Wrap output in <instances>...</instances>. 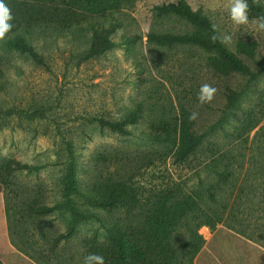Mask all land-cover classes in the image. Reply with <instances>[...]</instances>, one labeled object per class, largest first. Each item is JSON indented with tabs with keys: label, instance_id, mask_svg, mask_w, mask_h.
<instances>
[{
	"label": "rangeland",
	"instance_id": "obj_1",
	"mask_svg": "<svg viewBox=\"0 0 264 264\" xmlns=\"http://www.w3.org/2000/svg\"><path fill=\"white\" fill-rule=\"evenodd\" d=\"M38 3L51 19L22 33L35 57L13 48L11 34L0 40V264H84L89 254L112 264L114 223L124 222L130 233L164 190L174 197L150 223L162 250L159 264H244L253 255L251 240L264 245V171L255 161L264 152V136L251 148L264 124V72L250 81L247 75L226 77L213 69L219 51L161 46L147 35L190 30L184 20L154 16L156 6L183 3L206 15L221 43L255 71L250 58L264 60V31L253 23L250 1L245 25L231 20L229 0ZM63 16L70 17L69 27L54 23ZM100 33L110 46L95 52ZM205 83L217 92L211 103L200 104ZM226 84L242 92L234 111L250 108L259 119L252 130L232 131L231 117L207 131L223 117ZM183 107L199 114L195 130L205 134L184 162L163 154L149 127L170 122L165 144L174 148ZM132 111L139 117L125 125L126 133L99 124ZM223 152L242 162L224 168ZM121 179L131 185L110 208L107 186Z\"/></svg>",
	"mask_w": 264,
	"mask_h": 264
},
{
	"label": "trees",
	"instance_id": "obj_2",
	"mask_svg": "<svg viewBox=\"0 0 264 264\" xmlns=\"http://www.w3.org/2000/svg\"><path fill=\"white\" fill-rule=\"evenodd\" d=\"M37 3H34V0H4L5 4H11L12 16L13 19L10 21L13 27L9 33L6 35L9 36L8 43L19 50L20 52H26L29 55L35 57V53L32 51L31 47H29L22 36L24 31H30L35 26H39L41 24H45L46 21L51 18L46 16V10L44 9L42 3L43 0H35ZM251 4V8L253 9V15L257 18L264 16V5L261 3L260 5H256L253 3V0H249ZM35 7L39 8L38 13L35 12ZM155 17H166L176 20H184L190 24V30L178 33V32H156L151 31L148 33L147 38L150 42H153L157 45L161 46H171L174 44H191L204 48L205 50L219 51L220 59L217 61H213V69H218L225 74L226 77H231L235 74L247 75V80L255 79L261 72H264V60H255L254 58H250V60H254L255 64H257V69L252 71L251 64H248V61L244 58L236 56L233 52L228 50L219 40L218 34L215 31L212 22L206 15H201L195 11H192L188 5L186 4H164L161 6H156L155 8ZM36 14H39L37 16ZM57 25L61 23L62 26L69 27L70 17L63 16L57 19H53ZM64 23V25L62 24ZM215 37V39H213ZM110 46V42L107 40V37L102 35L101 33L95 37V41L93 43L92 50L95 52H102L106 48ZM227 103L223 109V117L215 121L212 125L209 126L208 132L213 131L214 127L217 123H226L232 117L234 119V130L240 127L242 131L248 132L252 130L259 123V119H254V111L249 109H242V111L237 114V101L239 97H241L242 92L237 90L231 84L225 85L224 91ZM183 114L180 115V118L177 121V136L176 145L174 148H169L165 142L168 141L170 137V122L164 120H157L156 122L150 123V132L152 137L155 140H159L163 147V154L170 153L177 161L184 162L190 155H192L197 148L200 146L204 135L199 134L195 130V121L189 120V111L188 109L183 107ZM139 114L136 111L130 112L124 119L122 120H110V119H99V124L102 126L108 127L110 130L126 133L125 125L135 123L138 119ZM220 125V124H219ZM222 125V124H221ZM222 127V126H221ZM237 132V131H236ZM264 136V124L260 125L256 131L254 132L253 139L251 142V148H257L258 145H262V143L253 144L255 138ZM259 142V139H257ZM168 152H166V150ZM159 150V149H158ZM224 156L223 167L224 168H233L235 163L242 162V159H239L238 154H233L231 152H223L221 157ZM259 163L258 169L262 172L264 171V152L259 155ZM220 157V156H219ZM219 157L215 158L218 159ZM213 159V158H212ZM211 159V160H212ZM221 159V158H219ZM113 183V184H112ZM131 182L129 179H121L116 182H112L107 186V190L111 191L108 193V196L105 198L106 203L111 207L117 206L126 195V190L128 189ZM162 194H158L152 202V211H149V215H139V222L134 223L131 227L130 233L127 232V227L124 226V222L114 223L113 227L115 229L113 237V241L115 244V254L113 256L112 264H142V262H147L148 264H159L155 259L158 254L162 251L158 249L159 239L158 235L152 230L151 224L152 220L155 218V214H158L160 210L167 208V200L171 198L174 194L172 190H164ZM140 195V194H138ZM211 195V194H210ZM111 196V197H110ZM110 198V199H109ZM264 200H262V203ZM117 204V205H116ZM232 205H236L233 203ZM146 236L145 243H151L150 249L146 250L145 246H143V239ZM163 238H166L165 236ZM161 240V239H160ZM143 244V245H142ZM153 244V245H152ZM131 248L129 252L128 248ZM195 251L198 250V246H196ZM191 264V263H186Z\"/></svg>",
	"mask_w": 264,
	"mask_h": 264
},
{
	"label": "clouds",
	"instance_id": "obj_3",
	"mask_svg": "<svg viewBox=\"0 0 264 264\" xmlns=\"http://www.w3.org/2000/svg\"><path fill=\"white\" fill-rule=\"evenodd\" d=\"M264 0H253V3L260 5ZM229 14L231 20L236 25H245L249 23V4L248 0H229ZM13 16L10 8L5 4L4 0H0V40L5 39L6 34L9 33L13 27ZM253 23L256 25L258 31H264V16L257 18ZM215 39V37H213ZM217 89L210 84H202L198 94L197 100L200 104L211 103L215 97ZM197 112H192L189 115V120H196L198 118ZM84 264H104V258L98 254H89L84 258Z\"/></svg>",
	"mask_w": 264,
	"mask_h": 264
},
{
	"label": "crops",
	"instance_id": "obj_4",
	"mask_svg": "<svg viewBox=\"0 0 264 264\" xmlns=\"http://www.w3.org/2000/svg\"><path fill=\"white\" fill-rule=\"evenodd\" d=\"M252 245H255L253 247V255L252 257H246L244 264H264V245L258 244L254 241L251 240ZM248 245V244H247ZM256 257H261L260 259L262 260L259 262Z\"/></svg>",
	"mask_w": 264,
	"mask_h": 264
}]
</instances>
